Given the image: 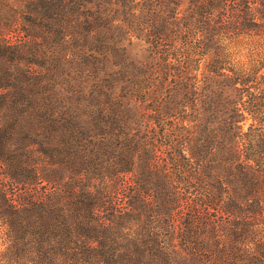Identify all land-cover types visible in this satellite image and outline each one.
Masks as SVG:
<instances>
[{
  "label": "trees",
  "instance_id": "16d2710c",
  "mask_svg": "<svg viewBox=\"0 0 264 264\" xmlns=\"http://www.w3.org/2000/svg\"><path fill=\"white\" fill-rule=\"evenodd\" d=\"M0 264H264V0H0Z\"/></svg>",
  "mask_w": 264,
  "mask_h": 264
},
{
  "label": "rangeland",
  "instance_id": "374dc122",
  "mask_svg": "<svg viewBox=\"0 0 264 264\" xmlns=\"http://www.w3.org/2000/svg\"><path fill=\"white\" fill-rule=\"evenodd\" d=\"M143 45L144 42H140L139 44L135 42L133 46L130 47V52L142 59L146 58L147 51L146 48L143 47Z\"/></svg>",
  "mask_w": 264,
  "mask_h": 264
}]
</instances>
